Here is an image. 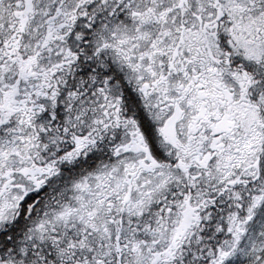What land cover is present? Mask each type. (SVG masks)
Wrapping results in <instances>:
<instances>
[{
    "label": "snow or ice",
    "instance_id": "snow-or-ice-1",
    "mask_svg": "<svg viewBox=\"0 0 264 264\" xmlns=\"http://www.w3.org/2000/svg\"><path fill=\"white\" fill-rule=\"evenodd\" d=\"M0 264H264V0H0Z\"/></svg>",
    "mask_w": 264,
    "mask_h": 264
}]
</instances>
